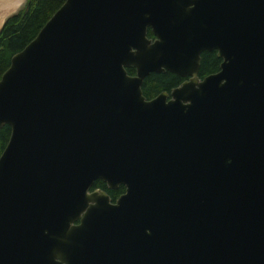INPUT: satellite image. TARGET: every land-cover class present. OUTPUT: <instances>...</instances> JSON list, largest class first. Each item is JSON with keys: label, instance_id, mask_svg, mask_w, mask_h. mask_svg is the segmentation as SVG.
I'll return each mask as SVG.
<instances>
[{"label": "water", "instance_id": "water-1", "mask_svg": "<svg viewBox=\"0 0 264 264\" xmlns=\"http://www.w3.org/2000/svg\"><path fill=\"white\" fill-rule=\"evenodd\" d=\"M163 72L187 79L146 100ZM4 125L0 264H264V0H64Z\"/></svg>", "mask_w": 264, "mask_h": 264}, {"label": "trees", "instance_id": "trees-1", "mask_svg": "<svg viewBox=\"0 0 264 264\" xmlns=\"http://www.w3.org/2000/svg\"><path fill=\"white\" fill-rule=\"evenodd\" d=\"M63 2L64 0H24L22 7L4 20L0 27V76L8 67L10 57L34 38L43 24ZM146 38H152L148 29ZM219 63L220 60L215 57L214 51L201 53L197 71L199 79L216 72ZM126 73L133 75L134 71L132 68H128ZM181 80V78L168 72L151 73L142 81L141 94L146 100H149L161 92L168 93L170 89L178 86ZM8 136L9 128L4 125L0 128V153ZM91 187L105 190L104 183L100 180H95ZM122 192L121 186L109 194L106 191L111 199Z\"/></svg>", "mask_w": 264, "mask_h": 264}, {"label": "bare ground", "instance_id": "bare-ground-1", "mask_svg": "<svg viewBox=\"0 0 264 264\" xmlns=\"http://www.w3.org/2000/svg\"><path fill=\"white\" fill-rule=\"evenodd\" d=\"M20 0H0V24L3 18L12 12L19 4Z\"/></svg>", "mask_w": 264, "mask_h": 264}, {"label": "flooded vegetation", "instance_id": "flooded-vegetation-1", "mask_svg": "<svg viewBox=\"0 0 264 264\" xmlns=\"http://www.w3.org/2000/svg\"><path fill=\"white\" fill-rule=\"evenodd\" d=\"M8 17H9V16H8ZM218 60H219V59H218ZM197 78L199 79V77H198V72H197ZM181 79H182V80H181V82H182V81L186 80L187 78H181ZM181 82H180V83H181ZM92 184H93V183H92ZM91 186H92V185H91ZM118 187H119V186H118ZM118 187H117V188H118ZM104 188H105V190H101V189H99V188H97V187H94V188L90 187V191H93V190H100V191H103V192L108 196L109 192L115 191V190L117 189V188H116L115 190H109V189H107V187H106L105 184H104ZM106 191H107L108 194L106 193ZM120 194H121V193H120ZM120 194H118L114 199H111V198L108 196V198H109V202H110V203H113L114 200H115ZM78 222H79V221H76V222H75V225H76Z\"/></svg>", "mask_w": 264, "mask_h": 264}, {"label": "rangeland", "instance_id": "rangeland-1", "mask_svg": "<svg viewBox=\"0 0 264 264\" xmlns=\"http://www.w3.org/2000/svg\"><path fill=\"white\" fill-rule=\"evenodd\" d=\"M23 3H24V0H20L19 4L16 6V8H15L12 12H10L9 14H7V15L3 18V20H4L7 16L12 15V14L15 13L17 10H19V9L22 7ZM3 20H2V22H3ZM2 22H1V23H2Z\"/></svg>", "mask_w": 264, "mask_h": 264}]
</instances>
